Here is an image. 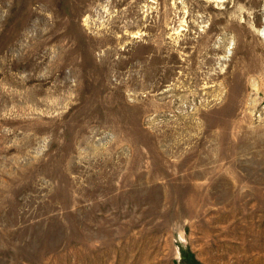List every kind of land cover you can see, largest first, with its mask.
<instances>
[{"label": "rangeland", "instance_id": "rangeland-1", "mask_svg": "<svg viewBox=\"0 0 264 264\" xmlns=\"http://www.w3.org/2000/svg\"><path fill=\"white\" fill-rule=\"evenodd\" d=\"M251 1L0 0V264H264Z\"/></svg>", "mask_w": 264, "mask_h": 264}, {"label": "bare ground", "instance_id": "bare-ground-1", "mask_svg": "<svg viewBox=\"0 0 264 264\" xmlns=\"http://www.w3.org/2000/svg\"><path fill=\"white\" fill-rule=\"evenodd\" d=\"M251 1V0H250ZM251 2H253V3H255V4H257V0H252ZM244 15V14H243ZM263 23H264V21H263ZM223 24V23H222ZM261 35H262V37H264V29H263V31L261 32ZM209 38V37H208ZM201 44V43H200ZM44 82V81H43ZM14 136V135H13ZM27 140V139H26ZM3 152H4V150H3ZM2 152V153H3Z\"/></svg>", "mask_w": 264, "mask_h": 264}]
</instances>
